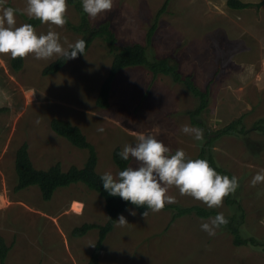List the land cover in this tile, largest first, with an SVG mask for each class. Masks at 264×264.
Instances as JSON below:
<instances>
[{
  "label": "rangeland",
  "instance_id": "374dc122",
  "mask_svg": "<svg viewBox=\"0 0 264 264\" xmlns=\"http://www.w3.org/2000/svg\"><path fill=\"white\" fill-rule=\"evenodd\" d=\"M164 1L114 0L111 12L95 20L87 15L88 25L108 21L118 47L128 43L145 46L147 30ZM226 1L169 0L147 52L149 57H170L200 90L209 89L201 116L208 129L242 119L250 137H220L212 150L217 163L238 179L239 187L231 195L244 218L235 204L227 205L225 200L214 210L227 219L235 218L241 236L264 241V183L251 186L252 178L264 170V135L252 129L264 118V5L232 10ZM6 5L27 16L23 13L26 0H5ZM67 5V19L78 26V12ZM24 23L16 14V25ZM35 30L38 35L58 32L64 48L84 35L67 24L63 28L39 24ZM57 57L37 60L29 55L16 71L12 58L0 55V236L10 248L7 264H88L98 230L80 237L71 231L84 223L102 225L107 219L104 199L82 183L58 188L48 201L37 187L15 190V152L23 143L37 168L59 162L67 170L72 165L82 167L87 159L86 149L76 148L52 131L51 119L78 126L96 149V171L114 177V148L134 145L138 134L155 136L172 154L182 149L188 159L197 157L205 141L204 132L198 141L181 131L184 125L196 127L188 112L198 105V99L169 76L154 78L144 66L120 70L112 83L109 106L96 105L112 61L103 38H95L83 56L69 60L57 73L44 75V67ZM101 127L104 131H97ZM129 166H136L132 159ZM168 194L176 198L172 204L207 208L181 196L174 187ZM120 215L128 225L118 227L116 222L107 234L100 264H264L260 246H234L221 227L211 237L202 231L201 223L213 217L185 215L168 225L169 210L149 212L145 220L133 205Z\"/></svg>",
  "mask_w": 264,
  "mask_h": 264
},
{
  "label": "trees",
  "instance_id": "16d2710c",
  "mask_svg": "<svg viewBox=\"0 0 264 264\" xmlns=\"http://www.w3.org/2000/svg\"><path fill=\"white\" fill-rule=\"evenodd\" d=\"M169 0H165L159 10L156 12L150 27L147 30L145 38V46L139 43H128L123 46L116 45L115 33L108 21H104L96 27L88 25V16L82 10V0H67V3L73 6L80 16V23L78 26L70 24L67 19V26L71 29L82 32L84 35L80 40H84L86 47L85 52L89 48L92 41L97 38H103L109 46V51L112 53V61L107 73V76L103 80L99 93L96 99V105L100 108H107L109 106L110 91L112 83L117 73L125 68L132 66H144L152 73L155 78L158 74L171 77L173 82L182 84L186 89L198 99V105L188 112L190 123L193 126L203 129L205 141L200 148V151L195 159H206L210 166L221 175H227L229 178L233 177V174L228 170L221 167L212 150V144L223 136H235L249 138L248 130L245 128L242 119H234L228 124L217 130H210L204 124V120L201 118L202 113L208 105L209 89L200 90L192 81L190 76L183 75L178 70L176 63L171 62L170 57H149L147 48L152 44L154 33L158 26V19L166 10ZM228 8L232 10H242L248 7L260 8L264 5V0L256 3L245 2L242 0H227ZM10 7L9 5H6ZM23 17L26 23H30L36 28L40 23L39 20L29 19L21 12L16 11ZM87 29H86V28ZM79 55L77 57H81ZM24 59H11V65L14 70L18 71L22 68ZM71 60V59H70ZM69 60H65L63 57H57L51 63L44 67L42 73L44 75H51L61 70ZM3 108H0V112ZM50 128L52 131L60 137H63L73 146L79 149H86L88 151V157L85 160L82 167L70 166L67 170H63L61 164L56 162L49 166L47 169H41L34 166L30 155L28 146L23 143L15 152L14 167L16 173V185L15 190L20 191L29 187H37L40 191L43 200L48 201L52 198L54 192L60 187H66L71 184L82 183L88 189L98 193L105 202L106 210V222L102 225L84 223L79 227L73 228L71 231L72 236L80 237L86 234L92 229L98 230V237L95 246L92 250L88 264H100L99 255L103 250V243L107 234L112 231L118 216L123 213L130 205V202L123 201L119 196H110L103 188L102 181L99 174L96 171L97 165V153L93 144H91L86 138L82 130L73 123L61 119L53 118L50 120ZM253 131L264 135V118L258 119L253 126ZM247 146H250L247 143ZM248 150V149H247ZM121 148L118 146L114 148L112 153V160L117 167V174L123 171L126 167H129L131 158L127 161L122 160L118 155L121 152ZM227 205H236V209L240 210L241 220L244 215L241 210L239 202L230 194L225 199ZM139 213L147 211L146 206L136 207L133 205ZM163 210H169L171 212V220L168 225L173 223L177 218L185 215H195L199 218L215 217L219 214L214 209H207L199 205L193 206H179L176 204H166ZM227 219V218H226ZM228 223L221 226L222 229L228 231L232 237V243L234 246L250 245L260 246L264 250V241L258 240L254 237L241 236L240 225H238L235 218L230 217L227 219ZM9 246L5 243V240L0 236V264H7L6 259L9 252Z\"/></svg>",
  "mask_w": 264,
  "mask_h": 264
},
{
  "label": "clouds",
  "instance_id": "9594fccd",
  "mask_svg": "<svg viewBox=\"0 0 264 264\" xmlns=\"http://www.w3.org/2000/svg\"><path fill=\"white\" fill-rule=\"evenodd\" d=\"M5 0H0V55H9L12 59H25L29 55L37 60H51L54 56L65 60L76 59L84 55L85 41L78 40L64 48L60 43L58 32L49 30L47 34H37L30 23L16 25V9L3 7ZM114 0H82V10L91 19L113 9ZM67 0H26L23 13L29 19L39 20L41 24L63 28L67 23ZM5 99H8L5 94ZM103 132L104 129L98 128ZM184 134L192 135L195 140H203V129L184 125ZM122 160L130 158L136 166L126 167L113 176L105 172L101 177L104 190L110 196H119L123 201L136 207L146 206L141 213L146 220L149 212L158 213L166 204L176 202L168 194L169 189L176 188L181 196H188L202 202L209 209L219 208L224 199L234 194L239 187L237 177L229 178L212 168L206 159H188L182 149L171 153L162 141L151 134H138L134 145L126 144L118 154ZM264 183V170L258 172L251 180L255 187ZM135 216L136 212L129 210ZM118 227L128 225L126 218L120 215L116 220ZM228 223L223 213L201 223V230L210 237L216 230Z\"/></svg>",
  "mask_w": 264,
  "mask_h": 264
}]
</instances>
